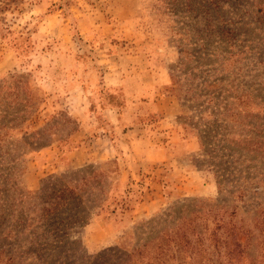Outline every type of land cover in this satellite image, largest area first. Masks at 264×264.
<instances>
[{
  "label": "rangeland",
  "instance_id": "1",
  "mask_svg": "<svg viewBox=\"0 0 264 264\" xmlns=\"http://www.w3.org/2000/svg\"><path fill=\"white\" fill-rule=\"evenodd\" d=\"M126 73L147 79L146 89L136 91L140 81L110 85ZM131 96L148 100L144 122L173 116L179 139L171 127L162 133L175 147L188 142L185 154L131 166L125 155L147 145L128 146L119 132L138 104L123 108L118 125L95 112ZM160 98L168 104L162 116L153 113ZM80 124L84 143L73 137L80 129L67 136ZM104 129L118 158L91 155ZM87 165L111 182L101 208L60 248L76 264H122L112 248L131 251L137 225L185 200L207 211V256L166 264H264V0H0V224L42 183ZM148 194L164 203L121 229ZM233 226L243 243L238 259L227 246ZM8 254L0 252V264H17Z\"/></svg>",
  "mask_w": 264,
  "mask_h": 264
},
{
  "label": "trees",
  "instance_id": "2",
  "mask_svg": "<svg viewBox=\"0 0 264 264\" xmlns=\"http://www.w3.org/2000/svg\"><path fill=\"white\" fill-rule=\"evenodd\" d=\"M112 106H122L112 104ZM65 118V117H63ZM66 119V118H65ZM76 123L75 121H69ZM11 123L17 126L12 120ZM81 127V126H80ZM79 128L69 131L71 136ZM45 130V129H41ZM36 134H42V132ZM60 146H63V139ZM68 150H72L73 142ZM99 169L87 165L64 176L45 181L28 203L20 204V210L4 217L0 229V252L9 251L7 260L17 264H76L71 256H63L66 250L60 251L67 244L70 230L87 224L95 210H99L110 189L111 177ZM190 201L173 205L169 212H162L150 220L137 225L136 242L131 251L112 248L117 260L122 264H166L174 260H192L195 256L206 257L207 249V211L190 208ZM194 215L199 217L195 222ZM222 219V218H220ZM221 224L211 232L218 237ZM233 244L228 246L231 258L238 259L244 253L239 233L232 227ZM9 231L12 236L5 232ZM14 251V253H10ZM98 256H101L99 254ZM36 261V262H34ZM235 261V260H234Z\"/></svg>",
  "mask_w": 264,
  "mask_h": 264
},
{
  "label": "crops",
  "instance_id": "3",
  "mask_svg": "<svg viewBox=\"0 0 264 264\" xmlns=\"http://www.w3.org/2000/svg\"><path fill=\"white\" fill-rule=\"evenodd\" d=\"M132 81H140L141 84H139V87L137 88L138 91H144L145 84L147 83V79H144L143 77L136 78L134 75L128 76L126 73L125 75H121V79L119 82H113L110 83V85H123L125 90L129 87V84H131ZM124 83V84H123ZM134 96V95H133ZM145 98H140V99H134L132 96L127 99V103L124 107H116L112 105H107V106H101V105H96V111L95 112H101V115L104 120H106L109 124L111 125H118L121 123V112H123L125 109L128 107V105H137V108L133 110L132 116H129V119L127 120V129L120 130L119 135H120V140H124L128 146L133 145V144H140L141 142H145L147 145V148L145 149L144 152H142L141 155L138 156H133L130 157L128 155H125L130 159V164L131 166L133 164L138 163V161H133L132 159H139L142 160L138 164L141 165L142 167L148 168L149 166H154L156 164H161L164 161L171 160L174 158V156H177L178 154H185L188 151V142L183 141L180 142V140L177 142L178 146L175 147L174 144H170V141H166L164 133H162L163 129H166V127H171L173 129V137L176 138V140L179 139L178 133H176L177 128L171 123H169V120H173V116H170V114L165 115L162 119L159 118L157 121H149L144 122L143 119H139L141 115H143L141 112V108L145 107L148 102V100H144ZM140 102H145V104H139ZM161 102H163V106L157 107L155 109L156 112L153 113H159L160 116L164 115V113L167 111L168 104L164 98H160L157 101V104L159 105ZM147 107V106H146ZM99 112V113H100ZM85 114H80V119H82V116ZM96 115V114H94ZM147 115H150L148 113ZM167 120V121H166ZM81 128L78 132L75 133L73 137L79 140L80 143H84L86 135H80L78 137V133H84L85 126L83 124H80ZM85 131V132H86ZM103 131V132H102ZM93 133V132H92ZM95 133V132H94ZM170 135H167L169 137ZM94 142H98L100 145L95 148V151L91 155H96L97 159H112V158H118L117 157V149L116 145L112 141V137L110 136L109 130L104 129L99 132V135L96 137L94 135L93 137ZM111 143V145H110ZM102 144V145H101ZM180 148H182L180 150ZM137 152V148H135ZM147 151V153H145ZM71 154V153H69ZM132 154V153H131ZM126 157V158H127ZM125 158V157H121ZM128 160V159H127ZM129 161V160H128ZM80 165V164H79ZM130 166V167H131ZM136 170L138 172H141L140 166H136ZM123 171H125L123 169ZM123 179L125 177L124 174H122ZM147 180H152V177L149 176V178L145 177ZM150 190V189H148ZM150 193V192H149ZM150 200V201H149ZM164 203V199H151V195L145 196V200L142 201L137 205V208L132 212L130 216H125L123 218V221L121 222V229L124 228L125 226L129 225L128 222L130 221L131 217H147L148 215L152 214L154 210H156L158 207H160Z\"/></svg>",
  "mask_w": 264,
  "mask_h": 264
}]
</instances>
